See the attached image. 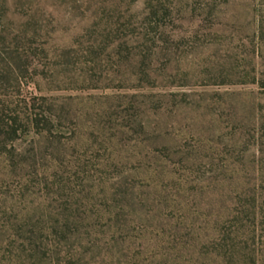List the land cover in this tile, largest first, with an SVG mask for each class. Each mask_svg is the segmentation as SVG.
<instances>
[{"label":"rangeland","instance_id":"obj_1","mask_svg":"<svg viewBox=\"0 0 264 264\" xmlns=\"http://www.w3.org/2000/svg\"><path fill=\"white\" fill-rule=\"evenodd\" d=\"M0 264H264V0H0Z\"/></svg>","mask_w":264,"mask_h":264}]
</instances>
